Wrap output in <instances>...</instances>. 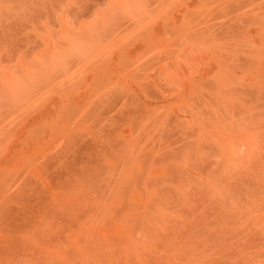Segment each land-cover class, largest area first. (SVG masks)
Returning <instances> with one entry per match:
<instances>
[{
  "label": "rangeland",
  "instance_id": "1",
  "mask_svg": "<svg viewBox=\"0 0 264 264\" xmlns=\"http://www.w3.org/2000/svg\"><path fill=\"white\" fill-rule=\"evenodd\" d=\"M0 264H264V0H0Z\"/></svg>",
  "mask_w": 264,
  "mask_h": 264
}]
</instances>
